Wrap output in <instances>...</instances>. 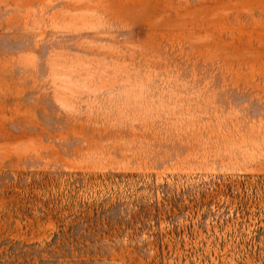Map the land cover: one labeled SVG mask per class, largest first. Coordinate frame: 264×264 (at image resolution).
<instances>
[{
    "label": "rangeland",
    "instance_id": "obj_1",
    "mask_svg": "<svg viewBox=\"0 0 264 264\" xmlns=\"http://www.w3.org/2000/svg\"><path fill=\"white\" fill-rule=\"evenodd\" d=\"M0 264H264V0H0Z\"/></svg>",
    "mask_w": 264,
    "mask_h": 264
}]
</instances>
